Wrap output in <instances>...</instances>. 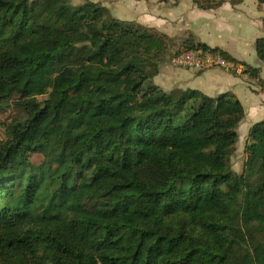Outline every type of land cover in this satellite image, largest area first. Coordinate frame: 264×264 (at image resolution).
I'll return each mask as SVG.
<instances>
[{"label": "trees", "instance_id": "16d2710c", "mask_svg": "<svg viewBox=\"0 0 264 264\" xmlns=\"http://www.w3.org/2000/svg\"><path fill=\"white\" fill-rule=\"evenodd\" d=\"M166 39L100 2L0 0V104L27 113L0 143V264H264V120L235 171L244 105L157 85L139 57Z\"/></svg>", "mask_w": 264, "mask_h": 264}, {"label": "crops", "instance_id": "0c3cea01", "mask_svg": "<svg viewBox=\"0 0 264 264\" xmlns=\"http://www.w3.org/2000/svg\"><path fill=\"white\" fill-rule=\"evenodd\" d=\"M91 1L102 3L118 19L181 39L183 44L204 43L228 55L237 68L197 71L161 65L154 81L168 92L191 88L209 96L230 93L242 102L246 117L264 120V90L260 84V80L264 82V62L255 45L264 37V0H226L212 9H202L194 0H115L110 7L102 0ZM248 66L260 70L258 79L244 73Z\"/></svg>", "mask_w": 264, "mask_h": 264}, {"label": "rangeland", "instance_id": "374dc122", "mask_svg": "<svg viewBox=\"0 0 264 264\" xmlns=\"http://www.w3.org/2000/svg\"><path fill=\"white\" fill-rule=\"evenodd\" d=\"M70 1L74 5H77V3H80L83 0H70ZM102 1H104L106 5L110 7L114 5L113 1L115 0H102ZM116 3H117V0H116ZM148 33L153 34V32H150V31ZM165 44H166V48L160 54H157V55L147 54L146 56L141 55L139 57V60L146 61L150 65V67H155V63H158L159 69L161 65L173 66L170 62L171 55L174 50L180 49L182 47L185 48L183 46V40L181 39L174 40L170 38V39H166ZM176 68H179V67H176ZM174 91L180 92L178 90H174ZM44 98H46V96H38V100H43ZM17 101H18L17 97H13V99H11L10 101L0 104V143L9 137L10 132L8 128L12 124H15L17 122H22L27 118L26 111L18 105ZM254 119H255L254 117L252 118V117L245 116V118L242 120V122L239 125V142L234 147L233 155L231 157L233 168L237 172H242L244 168V163H245L246 155H247L246 145L248 144L249 128L251 127L252 123L260 120L261 118H258L256 120ZM43 160H44V157L42 154H38V153L30 154V161L35 168L40 167L43 163Z\"/></svg>", "mask_w": 264, "mask_h": 264}, {"label": "built area", "instance_id": "2783aa9c", "mask_svg": "<svg viewBox=\"0 0 264 264\" xmlns=\"http://www.w3.org/2000/svg\"><path fill=\"white\" fill-rule=\"evenodd\" d=\"M170 62L173 66L202 71L211 68L235 69V62L228 59L223 52L204 51L202 49L180 48L173 51Z\"/></svg>", "mask_w": 264, "mask_h": 264}]
</instances>
